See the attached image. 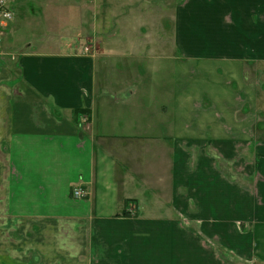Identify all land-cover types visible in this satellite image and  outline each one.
Listing matches in <instances>:
<instances>
[{
  "label": "crops",
  "instance_id": "obj_1",
  "mask_svg": "<svg viewBox=\"0 0 264 264\" xmlns=\"http://www.w3.org/2000/svg\"><path fill=\"white\" fill-rule=\"evenodd\" d=\"M74 1L99 48L18 59L60 121L7 137L9 218L67 225L74 264H264V0Z\"/></svg>",
  "mask_w": 264,
  "mask_h": 264
},
{
  "label": "rangeland",
  "instance_id": "obj_2",
  "mask_svg": "<svg viewBox=\"0 0 264 264\" xmlns=\"http://www.w3.org/2000/svg\"><path fill=\"white\" fill-rule=\"evenodd\" d=\"M74 2L11 0L13 19L5 31L0 49V264L75 263L67 225L58 227L48 221L9 218L6 209L8 181L16 178V173L9 171L7 161V137L10 132L40 130L49 133L57 128L55 123L60 121L57 116L58 120L54 121L46 103L21 95L15 81L18 59L39 51H59L68 55L82 53L94 57V49L98 51L99 48V44H95L96 33L90 22L82 21L81 11L70 10L75 7ZM169 63L172 64L166 62L163 74L158 75L166 85L169 77L172 78ZM4 103L7 107L3 112L1 106ZM2 113H6L5 118ZM79 126L80 129L84 127L81 122Z\"/></svg>",
  "mask_w": 264,
  "mask_h": 264
},
{
  "label": "built area",
  "instance_id": "obj_3",
  "mask_svg": "<svg viewBox=\"0 0 264 264\" xmlns=\"http://www.w3.org/2000/svg\"><path fill=\"white\" fill-rule=\"evenodd\" d=\"M11 0H0V49L5 38V31L9 28V25L13 19L12 10H11ZM87 50H85L86 52ZM1 55V54H0ZM81 124L86 126L89 124V119L87 116H82L80 118ZM259 175L256 174L254 180H257ZM85 197V193L80 188H73L71 190V198L73 200H81Z\"/></svg>",
  "mask_w": 264,
  "mask_h": 264
},
{
  "label": "trees",
  "instance_id": "obj_4",
  "mask_svg": "<svg viewBox=\"0 0 264 264\" xmlns=\"http://www.w3.org/2000/svg\"><path fill=\"white\" fill-rule=\"evenodd\" d=\"M87 116L89 115L87 111L85 110H79V111H76L74 114H73V123L74 125L76 126V128L80 129V126H79V122H80V118L82 116ZM88 117V116H87Z\"/></svg>",
  "mask_w": 264,
  "mask_h": 264
}]
</instances>
